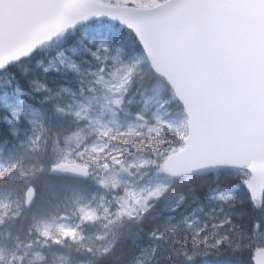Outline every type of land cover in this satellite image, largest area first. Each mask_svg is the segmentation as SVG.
I'll return each instance as SVG.
<instances>
[{
  "label": "snow or ice",
  "instance_id": "snow-or-ice-1",
  "mask_svg": "<svg viewBox=\"0 0 264 264\" xmlns=\"http://www.w3.org/2000/svg\"><path fill=\"white\" fill-rule=\"evenodd\" d=\"M264 264V0H0V264Z\"/></svg>",
  "mask_w": 264,
  "mask_h": 264
},
{
  "label": "trees",
  "instance_id": "trees-1",
  "mask_svg": "<svg viewBox=\"0 0 264 264\" xmlns=\"http://www.w3.org/2000/svg\"><path fill=\"white\" fill-rule=\"evenodd\" d=\"M223 259L224 258L211 257V258H208V264H223ZM162 264H164L163 261H162Z\"/></svg>",
  "mask_w": 264,
  "mask_h": 264
}]
</instances>
